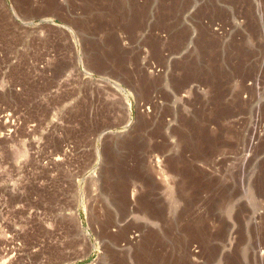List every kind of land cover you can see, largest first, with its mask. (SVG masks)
<instances>
[{
  "label": "rangeland",
  "instance_id": "1",
  "mask_svg": "<svg viewBox=\"0 0 264 264\" xmlns=\"http://www.w3.org/2000/svg\"><path fill=\"white\" fill-rule=\"evenodd\" d=\"M0 264H264V0H0Z\"/></svg>",
  "mask_w": 264,
  "mask_h": 264
},
{
  "label": "bare ground",
  "instance_id": "2",
  "mask_svg": "<svg viewBox=\"0 0 264 264\" xmlns=\"http://www.w3.org/2000/svg\"><path fill=\"white\" fill-rule=\"evenodd\" d=\"M159 166H160V164L158 163V167H159ZM160 169H161V168H160ZM160 172H162V173H160V175H161L160 177L164 179L165 176H164V174H163V171L161 170Z\"/></svg>",
  "mask_w": 264,
  "mask_h": 264
}]
</instances>
